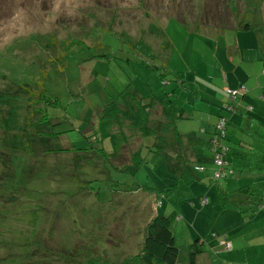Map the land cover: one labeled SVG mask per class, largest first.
I'll use <instances>...</instances> for the list:
<instances>
[{
	"label": "rangeland",
	"instance_id": "obj_1",
	"mask_svg": "<svg viewBox=\"0 0 264 264\" xmlns=\"http://www.w3.org/2000/svg\"><path fill=\"white\" fill-rule=\"evenodd\" d=\"M93 1L96 3L99 0H0V90L6 89L0 95V105L2 103L10 109L16 106L17 102H13L8 94V87L27 85L31 81L33 86L40 84L49 94L57 97L60 110L66 109L75 127L68 131L66 136L78 144L82 141V136L84 137L81 131L93 121L96 114L93 106L96 104L101 106L111 98H120V94L130 89L143 96H159L167 91L172 93L171 100L181 106V109L184 108L185 115L189 114L185 109L187 107L199 117L198 121L191 115L190 119L184 116L176 120V128L181 138H190L195 143L208 139L211 127L207 128L206 132L203 127L208 125V120L212 124L218 121L216 112L221 104H218V88H223L225 94L230 93L231 90H226L225 76L233 74V70L237 68V61L231 60L233 52L227 54L230 44L225 43L224 36H219V46L216 32L209 29L192 31L188 22H180L170 17L172 8L176 6L174 0H101L100 6L93 4ZM201 1L195 0L196 5H200ZM242 1L239 0L238 3L243 7ZM113 2L118 4H111ZM254 6L255 9L258 8V5ZM243 9L247 11L245 7ZM158 16L162 20L157 21ZM75 26L77 29L73 30ZM147 27L154 32L155 37ZM98 35L102 37L101 41H104L105 45H98L96 40L86 44V40ZM141 37L144 43L142 40L136 41ZM123 42H129L132 46ZM97 54L103 57L94 60L92 55ZM161 64L168 67L166 72L160 67ZM92 69L96 79L84 86V76L87 74L88 77ZM85 81L87 82V78ZM166 82L169 84L164 85ZM228 97L231 99V96ZM81 99L84 102H81ZM23 103L21 96V104ZM208 105L211 107L207 108ZM161 106L155 103L151 107V113L158 114ZM7 117L5 114L4 118H0V148L10 152L16 143L21 142L24 147L26 135L21 132L22 127L13 126L16 120L19 126L21 124L14 114L11 118ZM72 121L66 122L65 128L70 127L69 123ZM231 129L233 128L229 127L228 131L231 132ZM13 134L16 135L14 138ZM168 137L180 139L173 130L168 132ZM256 137L257 135L254 136ZM92 138L97 141L94 134ZM183 141L187 140L183 138ZM160 142L162 141L159 140L158 143ZM182 147L186 150L185 154L189 155L185 146L176 145L171 148L172 151H167L182 156ZM202 151L205 154L209 152L205 147ZM149 158L151 162L148 159L145 165H138L134 175L126 170L127 168L115 171L112 167H97L100 172H96L103 178L107 173L108 176H114L123 182L122 185H112L116 186L115 189L119 186V191L126 190L123 191L124 195L134 196L132 203L138 205L137 217L142 218L143 222H146L149 216L147 213L154 205V195L161 197L160 188L173 182L168 177L176 176L169 169L171 162L167 165L164 159L158 160L154 157V152L149 154ZM60 159L66 160L67 157L61 155ZM187 159V156H182L181 162ZM118 160L121 161L120 158ZM126 160L125 158L124 161ZM17 163L20 168L11 176L5 175L0 187V199L9 198L13 193L21 198L15 208H4L3 202L0 203V258H3L0 264H37L40 254L45 251L46 264H84L93 256V241L96 240L98 245L103 242V238H90L88 233L103 231L105 237L106 229L102 222L115 221L110 215L117 214L118 210L114 206L121 197L115 196L113 202L104 203L105 200H111L113 195L108 194L106 182H103L101 187L104 189L99 192L102 205L93 206L87 202L90 196H86L90 192L81 189L80 184L75 190H51L46 186L44 172L37 173L33 178L28 174L31 184L24 182L23 178L27 179L25 159H17ZM15 178L27 184L26 190L23 189L24 184L11 183L10 180L15 182ZM184 178L185 176L184 181L177 187L180 190L186 186ZM136 183L143 186L138 187ZM217 183L211 185L191 182V186L188 185L184 189L186 197L178 199V202L174 196L170 197L169 202L168 193L164 191L166 196L161 199L166 203L167 214L177 213L172 229L180 250L181 264L188 263L190 245L197 234H203L211 246L215 245L213 250L217 251V254L218 250H221L216 235L221 217L226 212L219 214ZM134 185L136 189L140 188L137 194L131 192ZM19 187L21 189H18ZM206 192L207 202L192 204L200 194L205 195ZM191 194L194 195L191 197ZM48 200L55 202L48 205ZM18 202L19 200L16 203ZM157 205H160L159 202ZM125 208L128 214H134L128 206H123L122 211H125ZM111 209L115 213H111ZM45 214L49 215L48 219ZM56 214L63 216V228L60 231L48 230L44 233V224L50 220V215ZM91 215L93 219L98 220V223H93L92 226L87 222ZM4 216L8 218L2 223ZM69 216H73L76 226H81L76 227L80 232L71 233L70 237L66 221ZM40 224L42 225L39 230ZM138 227L140 225L137 221L133 227L136 230L132 231L134 235L128 239L111 236L109 241L113 250L103 251L100 256L118 261L122 256L129 258L131 254H135L134 247L138 246V239L143 232L137 229ZM39 232L41 238L38 237ZM50 242L56 245L48 249L47 244ZM55 247L60 250L56 251ZM30 257L34 260L26 262Z\"/></svg>",
	"mask_w": 264,
	"mask_h": 264
},
{
	"label": "trees",
	"instance_id": "obj_2",
	"mask_svg": "<svg viewBox=\"0 0 264 264\" xmlns=\"http://www.w3.org/2000/svg\"><path fill=\"white\" fill-rule=\"evenodd\" d=\"M238 1L202 0L200 5H196L195 0H174L176 6L172 8V15L169 16L180 22H188L189 29L197 32L201 29H209L218 35L219 32L228 30L233 31V34L236 35L238 32L243 34L252 31L258 39L256 50L261 53L264 63V0H243V7L249 12L244 11ZM100 2L101 0L96 3L93 1V4L100 6ZM254 5H258V8L255 9ZM160 20L162 19L158 16L157 21ZM63 26L68 27L66 24H63ZM147 28L155 37L154 32L149 27ZM75 29H77L76 26L73 30ZM99 35L101 34L99 33ZM99 35L86 40V44L89 45L92 40H96L98 45H105L104 41H101L102 35ZM154 37L153 39H155ZM138 40H142L144 43L142 37L136 39V41ZM123 43L132 46L129 42ZM98 57L101 59L103 56L99 54L92 55L94 60H99ZM160 67L165 72L168 68L165 64H161ZM94 72L92 69L88 77L85 74L84 86L89 85L91 81L96 79ZM86 78L87 82L85 81ZM167 84L169 83L166 82L164 85ZM242 85L229 89L226 87V90L231 91L229 94L224 93L226 99H223L222 106L216 112L218 121L216 120L212 124L208 120V125L204 126L203 129L206 132L207 128L211 127L209 137L200 140L199 143L183 137L187 140L185 143L176 128V120L182 119L184 116L190 119L191 115L198 121V115L191 113V110L185 107L189 111L186 116L184 108L181 109V106L173 102L171 100L172 93L167 91H164L163 95L160 92L159 96L155 94L143 96L130 89L126 90V93L120 94V98H111L101 106L96 104V107L93 106L96 113L93 116V121L86 129L81 131L84 137L82 136V141L76 144L72 142V138L66 136L68 131L75 128L72 119L69 118L66 109L64 111L59 109L57 97L49 94L44 86L40 84L37 87L33 86L31 81L27 85L24 84L15 88L8 87V94L12 97L13 102L17 103L16 106H13L14 109H10V107L1 103L0 118H4L5 114L8 115L7 118H11V115L14 114L21 124L19 126L16 120L13 126L22 127L21 132L26 135V143L24 147L21 142L16 143L10 152L4 151L5 148H0V187L1 183L4 182L3 177L5 175L9 174L11 176L17 168H20L17 159H25L26 162L27 169L25 173L27 179L23 178L24 182L31 184L28 174L30 178H33L37 173L44 172L46 186L51 190H75L80 184L81 189H87L90 192L86 196L88 198L90 196L88 199L90 201L87 200V202L93 206L102 205L99 192L103 191L104 188L101 186L103 182H106V188L109 190L108 194L113 195V198L105 200L104 203L113 202L115 196L121 197L117 205L114 206L118 212L110 215L115 218V221L102 222L105 224V237L103 231L88 233V237L103 238V242L98 245L96 240L93 241L91 248L93 256L88 258L84 264H181L180 250L172 229L173 220L177 218V213L167 214L168 208L165 201L161 199L162 196H166L164 191L168 193L169 202L171 196H174V199L178 202V199L186 197L184 189L188 185L191 186V182L193 184L203 182L211 185L218 182L217 192L220 208L232 207L237 209L244 219H249L252 214L264 211V135H260L259 130L251 128L248 130L237 120V117L240 118L243 112L256 110L254 105L243 103V98L248 90L245 85ZM5 91L6 89L4 91L0 90V95ZM232 91H235V93H232ZM21 96L23 104H21ZM228 96H231V99ZM258 96L259 100L264 102V92ZM199 98L202 99L201 96ZM82 101L84 102L83 99H81ZM155 103L162 106L158 114L154 113L153 115L150 110ZM210 107L211 105L207 106V108ZM95 109L97 110L95 111ZM68 121H72L69 123V126H71L65 128L64 125H67L66 122ZM229 127L233 128L231 132L228 131ZM170 130H173L180 139L168 137ZM21 132H18L20 136L22 135ZM92 134L95 135V138L97 137L99 143L94 141ZM255 134H259V137L254 138ZM15 136V134L12 135L13 138ZM254 139L257 141L255 142ZM105 140L110 142L112 151L106 148ZM159 140L162 142L158 143ZM176 145L187 147L189 155L185 154L184 147L181 148V152H184L182 156L188 158L185 162H181L182 156L170 152L172 151L171 148ZM254 145L256 147H253ZM203 147L209 152L203 153ZM169 149L170 151H167ZM123 151H127L129 156L126 158V162L121 158V152ZM153 152L154 157L158 160L164 159L163 161H167V165L171 162L169 169L176 176L174 178L168 177L173 182L160 188L162 191L161 197L158 194L154 195V205L150 207L147 213L149 216H147L146 222H143L142 218L137 217L138 209L136 207L138 205L132 203L134 196L124 195L123 191L126 190L119 191L117 190L119 186L115 189L116 186L112 185V183L122 185L123 182L114 176H108L107 173L105 174L107 177L104 176V179L96 172H100L97 167L104 169L112 167L115 171H122L123 168H127L126 170L134 175L138 165L142 164L143 166L147 162L146 160L149 159L148 161H150L149 154ZM116 153L118 154L116 155ZM61 155L66 156L67 159L61 160ZM119 158L121 162H119ZM184 176L186 186L180 190L177 187L184 181ZM236 180H242L243 182L237 183ZM10 181L12 184H24L23 189L26 190L27 184L20 182L18 178H15V182ZM136 185L138 187L143 186L140 183H136ZM136 185H134L133 190L131 189L132 194H137L140 189H136ZM97 186L99 187L97 188ZM18 189H21V187ZM193 195L191 194V197ZM23 199L25 200L24 196ZM18 200L19 202L16 203ZM197 200L198 202H207V192L205 195L200 194ZM2 202L4 208L8 206L15 208L21 202V198L13 193L9 198L0 199V203ZM53 202L55 201L48 200L47 203L52 205ZM158 202L160 205H157ZM194 203L192 201V204ZM123 206H128L134 214L131 212L128 214L126 208L125 211H122ZM110 212L115 213L113 209ZM45 216L48 219L49 215L45 214ZM92 216L87 219L90 226L93 223H98V220L93 219ZM7 218L8 216H4L2 223ZM67 218V233L70 237L71 233L80 232L76 227L81 226L75 225L73 216ZM63 221V216L60 214L50 215V220L44 224L42 230H44V233L48 230L60 231L63 228ZM137 221L140 225L137 229L143 232H141L138 239V246L134 247L136 248L135 254H131L129 258L122 256L118 261L107 259V256H100L103 251L113 250L112 243L109 241L111 236L126 237V239L132 237L134 235L132 231L136 230L133 227L136 226ZM41 225L38 226L39 230ZM38 234V237L41 238V232ZM216 238L221 250H232V244L226 233H218ZM129 244L132 246L131 242ZM55 245L52 242L47 244L48 249ZM190 247L187 264H197V259L199 257L201 259V256L205 254L212 255V257L218 255L217 251L213 250L215 245L211 246L208 239L198 235L193 237ZM55 250L59 251L60 249L55 247ZM44 255H47V251L40 254L37 264L47 263L45 260L47 258ZM32 260L34 259L30 257L27 258L26 262Z\"/></svg>",
	"mask_w": 264,
	"mask_h": 264
},
{
	"label": "crops",
	"instance_id": "obj_3",
	"mask_svg": "<svg viewBox=\"0 0 264 264\" xmlns=\"http://www.w3.org/2000/svg\"><path fill=\"white\" fill-rule=\"evenodd\" d=\"M233 33V31L227 30L219 32L217 35L218 45L220 46L219 36L223 35L225 43L230 44L227 54L232 51L231 60L237 61V68L233 70V74H226L225 76V86L228 87L227 89L236 88L242 84L247 87L248 91L243 98V103L254 105L256 110L243 112L240 118L237 117V120L247 127L248 130L250 128L259 130L260 135H264V102L258 98V95L264 92V63L261 53L256 50L258 39L250 31L243 34L238 32L236 35ZM218 78L220 77L218 76ZM222 89L219 90L218 88L220 92L218 94V104L221 103L219 108L223 104V99H226ZM255 135L259 137V134ZM254 141L256 142L257 140L254 139ZM104 143L107 149H111V144L108 140H105ZM253 147H256V145ZM121 155L123 159L129 157L127 151L121 152ZM236 181L237 183L243 182L242 180ZM197 202L198 200L196 199L195 203ZM218 209L219 214L226 212L221 217L218 233H226L228 235L232 250H218V255L214 257L207 254L202 255L201 259L199 257L200 261L197 259V264H264V211L254 213L249 219H244L241 212L237 209H230L229 207L224 209L220 208L219 205ZM198 236L207 239L203 234Z\"/></svg>",
	"mask_w": 264,
	"mask_h": 264
},
{
	"label": "built area",
	"instance_id": "obj_4",
	"mask_svg": "<svg viewBox=\"0 0 264 264\" xmlns=\"http://www.w3.org/2000/svg\"><path fill=\"white\" fill-rule=\"evenodd\" d=\"M232 93H235V91H232Z\"/></svg>",
	"mask_w": 264,
	"mask_h": 264
}]
</instances>
